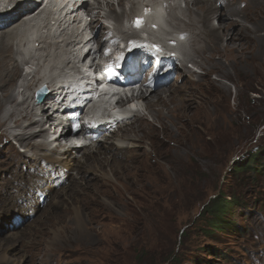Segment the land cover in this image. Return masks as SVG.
I'll use <instances>...</instances> for the list:
<instances>
[{"label":"rangeland","instance_id":"374dc122","mask_svg":"<svg viewBox=\"0 0 264 264\" xmlns=\"http://www.w3.org/2000/svg\"><path fill=\"white\" fill-rule=\"evenodd\" d=\"M5 1L4 4L0 0L1 9ZM48 1L49 7L41 11L40 6L41 12L38 10L35 19L9 29L14 37L15 61L23 69L16 78V102L6 106L16 114L6 121V126L0 125V161H4L0 162V186L5 184L4 174L21 156H38L56 148L55 144L53 147L49 144L41 151L30 149L12 136L23 129L16 127L14 121L24 113L27 104L34 107L31 116L44 118L31 98L35 84L40 85L38 78L51 82L59 74L74 71L76 63L71 60H78L74 54L78 49L76 43L68 41L80 40L78 25L63 26L62 35H56L53 29L56 19L50 7L58 5ZM214 1H210L212 7ZM225 1L249 10V0ZM145 2L165 21V26L151 37L176 39L174 34L179 30L187 34V40L178 41V49L192 71L188 75L183 74L186 71L180 73L172 82L174 85L160 88L153 94L155 97L134 102L140 107L137 113L141 118L119 131L120 135H136L134 143H124L128 148L116 154L118 163L112 168L106 165L97 175L85 174L86 184L77 185L80 191L73 201L55 204L57 193L51 201L48 198L46 208L24 224L18 212L3 215L0 264H264V172L261 165L242 173L232 170L235 161L264 150V44L260 42L264 37V21L259 18V22H254L259 30L252 32V40L245 41L239 34L237 50L222 59V68L217 72L211 71L201 57L202 50H210V33L205 29L210 27L216 32L220 25L226 24L233 33L239 25L227 23L237 19L235 12L226 11L227 19L226 15L222 17L221 10L211 16L209 10L206 12V0H198L205 7L204 14L209 16L207 21H200L194 0H166L167 6L163 7V0H125L123 4L120 0H100L95 4L102 8L105 17L100 18L98 26L102 23L106 26L101 29L103 32L113 27L122 29V21L130 22L142 4H148ZM220 3L217 8H221ZM115 13L122 15L121 21ZM93 17L84 14L83 20L89 24ZM244 23L254 26L246 21L241 24ZM230 34L223 37L221 44L226 45L232 39ZM37 44L40 49L34 50L32 46ZM31 70L36 72V81ZM29 82L31 89H25ZM178 85L186 88L178 89L177 102L168 110L159 104V97L172 94ZM28 96V102L23 104ZM159 108L165 115L163 122L157 117ZM177 111L185 113V118L176 116ZM28 122L24 119L22 123L26 126ZM42 125L33 124L27 129L49 127ZM53 131L50 129L44 136L28 141L33 145L48 142ZM18 171L28 177L33 168L23 163ZM76 173L72 170V176ZM73 181L74 177L69 178L65 187L73 188ZM221 192L229 198L236 195L241 199L232 216L236 227L208 232L201 211ZM4 249L11 258L9 262L1 260Z\"/></svg>","mask_w":264,"mask_h":264},{"label":"bare ground","instance_id":"6f19581e","mask_svg":"<svg viewBox=\"0 0 264 264\" xmlns=\"http://www.w3.org/2000/svg\"><path fill=\"white\" fill-rule=\"evenodd\" d=\"M197 1L198 0H194V3L196 5V7L198 8V11L196 12L197 19H199L200 21H207V19H209V16L207 14L206 15L204 14L205 7L201 4H198ZM210 1L211 0H206L207 6H208V7L206 6V12H207V10H209L210 15L212 16L213 14H215L221 10L223 18L226 15L225 14L226 11L230 12V13L235 12L234 17H237V19L233 18L230 21H228L227 24L230 25L231 22H233V23L239 25V27L236 28V30L233 33L231 32V30L230 31L228 30V26H225L226 24L220 25L219 26L220 28L216 29V32L213 30V28H210L208 26H207L208 29H205L206 32L209 31L208 33H210V37H209L210 38V40H209L210 41V50L208 48L202 50L203 53L200 52V53H202L201 57H202L204 64L208 65L211 68V71H217L218 72L222 68V62H221L222 59L224 57H229V55L231 54L232 51L234 52V50H237V41H238L239 34L245 38V41H247V40L250 41L254 38V36H252V32L255 33L259 30V27L257 26L258 27L257 28L255 24L257 22H259V20L263 19L262 21H264V0H249L250 3L248 5L249 6L248 8L250 11L244 10V8L243 9L237 8L235 3H232L230 1H225V0L214 1V6L212 7ZM5 2H6V6L2 10H0V19H1V23H0V117H2V119H0V125L2 127L6 126V123H7L6 121L9 119H12L16 114L15 110L9 111L6 109V106L9 103H15L16 102V87L18 85L16 82V78L18 75L21 74V68L23 69V67L21 65L19 67V64H17L15 61V49H14V44H13L14 41L12 42V40H14V37L11 36V33H10L11 29L10 28L13 26L15 27L19 23H22L25 21H27V23H29L28 21H32L33 19H35L36 18L35 14L38 12L40 5H41V0H6ZM51 2H55V5L59 6V5L63 4L64 0H53V1L51 0ZM120 2L123 4L125 2V0H120ZM219 2H221L220 3V5H222L221 8H217ZM145 3H148V2H145ZM203 4H204V2H203ZM47 5H49V4L47 3ZM142 6H143V4H142ZM99 8L100 7H96L95 9H99ZM88 15L94 16L93 19L91 20V22L89 23L91 32L93 30H96V39H98L99 42H104L103 39L105 38L107 32L104 33L101 29L103 27L106 28V26L103 23H102L101 27L98 26V24L100 22V18L105 17L103 15L102 8H100V10H98L97 12L92 13V14H88ZM48 17H49V15H48ZM115 17H116V19L121 21L122 15L115 13ZM259 18H261V19H259ZM49 19L51 20L52 18L49 17ZM226 19H227V15H226ZM239 19H241V20H239ZM243 21L244 22L246 21L247 23L249 22L250 24H252V23L254 24V22H255V24L252 28L245 23L241 24ZM262 23H260V24L262 25ZM26 25L27 24H25L24 27ZM62 25H64V24L61 21L58 24V26L62 27ZM203 27H206V26H203ZM261 27L262 26H260V28ZM262 28L264 29V27H262ZM119 29H120V27H119ZM16 32L17 31H15V35L17 34ZM229 32H231V34ZM204 34H206V33H204ZM227 34L228 35L230 34L232 36V39L230 41H228V43L226 45H223V44H221V40ZM86 36H88V34ZM18 37H19V35H18ZM239 38H240V36H239ZM71 39L68 40L69 43H71V42L75 43ZM256 39H258V36L256 37ZM235 40H236V42H234ZM192 41H195V40H192ZM260 42L262 44H264V37L260 38ZM234 44H236V45H234ZM204 45H206V44H204ZM70 53L73 54V51H70ZM71 63L72 62L69 61L68 65H70ZM201 64L204 65L203 63H200V65ZM223 68H224V66H223ZM32 72H34V71L31 70L30 73H32ZM31 76H32V74H31ZM33 79H34L33 81H36V79H37L36 72L33 73ZM37 81L40 85L43 84V82H49L48 79H47V81H45V80H42V78H38ZM54 81H55L54 79L51 80V84L54 83ZM31 85H32V83L29 82V84L24 86V88L25 89H31ZM171 85H174V83H172ZM38 86H39L38 84H35L34 90ZM167 87H169V86L167 85ZM176 88H177V90L174 91L172 94L159 97V100H158L159 104L162 106H166L168 108V110H172L171 104H175L177 102L176 101V98H177L176 94H177L178 89L184 90L186 87H183V85H181V86L178 85V86H176ZM158 91H159V89H156V90H152V91H150V93H148L146 90L145 91L142 90L141 92H139L136 95V99L138 101L139 100L147 101V99L150 96H152L154 93H157ZM35 92H36V90H35ZM50 94H52V92ZM133 96H135V95H133ZM48 97H46L45 99H47ZM31 98H32V100L35 101V103H34L35 106L36 107L38 106L40 108L44 118L37 119L36 117H33V115L31 116L30 113H31V110L34 109V107L31 106L30 103L27 104L24 113H21V115L18 118H16L14 121L16 127L17 126L21 127L24 130L22 129V131H20V132L13 133L12 134L13 138H15L18 142H20L21 146H24V147H27L30 149H35V150L41 151V150L45 149L47 147V145H49V144L50 145L55 144V147H57V148H56V150L52 151L51 154L50 153H42L39 157L38 156L23 155V156H21V159H19L17 161V163L10 169V171L8 170L9 172H6L4 174V178L2 180L5 181V184L0 186V192H1L0 202L2 203L4 201V203L1 204V206H3L4 208H2L3 212L0 213V224L2 223L3 219L5 218V217H3V215H5V213H8L10 215H14V212H18L20 214V216H22V220H23L22 224H24L25 221H27L29 218H32L31 217L32 215L37 216L40 211H42L44 208H46V206L48 205L47 202L41 203L39 201V197L37 196L38 189H40L41 187H42L41 189L43 191H46L48 193L46 198L47 199L50 198V201L58 193V195H59L58 201H56L55 204L56 203L66 204L68 202L73 201L77 195V191H80L77 188V185H80V184L85 185L86 184L85 178H84L85 174L92 172L94 175H97L98 171H101L102 168L106 167V165L112 168V165H115L114 163L117 162L115 160L116 154L120 153V151L122 149L128 148V146H125L124 143L125 142H128L130 144L134 143L133 140L135 138H137L136 135L135 136L120 135L119 131H121V129H123V127H125L129 124H133L139 118H141V115H139V114H136L134 116L135 117L134 120L131 121L130 123H128L126 125H119L117 130L111 131L109 134H105L103 136L104 139H100L98 141H93L88 146L81 147L80 149H78L74 146L66 147V145H64L61 142V138L63 136L70 135L72 131L70 129H65L64 133L63 132L60 133V135H59L60 138L58 137L59 138L58 139L57 135H56L57 127H56V122H55L56 121L55 115H54V113H49L47 111V108L45 107V104L47 102L45 104H43L45 102V100H44L41 103L42 105H38V103H36L35 93H34V95H32ZM28 99H29V96L24 98L23 104L27 103ZM150 99H151V97H150ZM105 101L107 102V100H104L103 102H105ZM180 107H182L181 104L177 105V108L180 109ZM161 109L160 108L158 109L157 117L159 118V120L162 119V122H163L164 121L163 119H165V117H164L165 115H162V113L160 112ZM176 116H180V117L185 118V113H178V111H177ZM24 119L29 121L26 124V126L22 123ZM38 123H40L41 126H43L42 124H48L49 127L48 128L41 127V129H39V130L27 129L31 125L38 124ZM22 124L24 125L23 127H22ZM166 127L167 126H165V128ZM50 129L51 130L54 129L53 135L51 136L52 140H49L48 142L47 141H43L40 143L37 142L38 144H35V145H33L31 142L28 141V139H30V138H39L40 136L41 137L44 136V134H47ZM138 130H140V129H138ZM135 131H137V130H135ZM52 147H53V145H52ZM81 150L83 151L82 155H81ZM0 162L4 163V161H0ZM23 163L28 164L31 168H33V172H31L28 177L24 172L18 171L20 168V165ZM63 170H66L65 182L62 185H60L59 187H56L55 183L58 180H60L59 179L60 177H57L56 173L59 174V173L63 172ZM72 170H76L77 173L75 176H72ZM7 175H9L8 178H7ZM71 177H74V181H73L74 186H73V188L68 189L65 186H66V184H68V180ZM12 188L15 189V191H10ZM15 192H17V193H15ZM31 192H33L32 195L27 197V195ZM2 198H4V199H2ZM20 200H23V203L27 202L26 205H24V204L19 205L18 202ZM15 203H17L18 205H16ZM14 204L16 206V211L14 210V208H15ZM16 227H17V225H16ZM18 233L19 232H17V234ZM1 260L3 262H9L11 260V258L7 256L5 249L2 252Z\"/></svg>","mask_w":264,"mask_h":264},{"label":"trees","instance_id":"16d2710c","mask_svg":"<svg viewBox=\"0 0 264 264\" xmlns=\"http://www.w3.org/2000/svg\"><path fill=\"white\" fill-rule=\"evenodd\" d=\"M264 150L259 149L251 153L249 157L233 163L235 173H242L251 169H256L257 166L262 167L264 172ZM241 199L236 195L229 196L221 192L218 196L211 198V200L204 205L201 214L206 219L209 231H227L228 229L235 228L236 225L232 219L233 213Z\"/></svg>","mask_w":264,"mask_h":264},{"label":"water","instance_id":"95a60500","mask_svg":"<svg viewBox=\"0 0 264 264\" xmlns=\"http://www.w3.org/2000/svg\"><path fill=\"white\" fill-rule=\"evenodd\" d=\"M47 89L45 87L38 89L36 92L37 100L38 101H43L46 96Z\"/></svg>","mask_w":264,"mask_h":264},{"label":"snow or ice","instance_id":"6c2138e0","mask_svg":"<svg viewBox=\"0 0 264 264\" xmlns=\"http://www.w3.org/2000/svg\"><path fill=\"white\" fill-rule=\"evenodd\" d=\"M137 23L139 24V21ZM157 50H159V49H157Z\"/></svg>","mask_w":264,"mask_h":264}]
</instances>
